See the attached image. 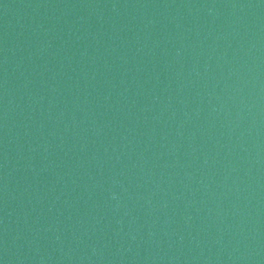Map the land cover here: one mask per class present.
Instances as JSON below:
<instances>
[{"label": "water", "instance_id": "95a60500", "mask_svg": "<svg viewBox=\"0 0 264 264\" xmlns=\"http://www.w3.org/2000/svg\"><path fill=\"white\" fill-rule=\"evenodd\" d=\"M0 264H264V0H0Z\"/></svg>", "mask_w": 264, "mask_h": 264}]
</instances>
